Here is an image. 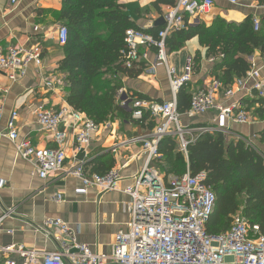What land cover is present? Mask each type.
Returning a JSON list of instances; mask_svg holds the SVG:
<instances>
[{
    "label": "built area",
    "instance_id": "obj_1",
    "mask_svg": "<svg viewBox=\"0 0 264 264\" xmlns=\"http://www.w3.org/2000/svg\"><path fill=\"white\" fill-rule=\"evenodd\" d=\"M13 3L16 0H12ZM233 6L239 0H228ZM215 6L214 0H177L176 5L163 16V29L155 37L141 31L126 32V49L122 51L123 65L133 69L138 63L146 62L144 74L153 75L156 66L149 63V52L155 49L156 62L163 64L171 87V99L162 103L132 98L124 89L119 91L121 106L129 109L132 119L142 122L145 115L156 122L155 129L144 136L134 138L130 143H141L146 155V165L139 175L134 177L132 185L120 190L121 176L113 169L106 175L91 174L86 162H76L67 167V154L64 148L68 130L73 134L75 155L86 151L101 130L85 114L75 111L69 105L59 109L40 110L37 122L44 132L53 133L57 148L35 147L29 140H20L16 126L18 112L11 113L7 121L8 138L16 149V156L32 163L35 174L41 180H47L52 173H63L79 180L82 187L77 195H85L89 189L100 193L122 191L130 197L127 204L129 223L127 230L120 233L110 253H96L88 244L77 242L70 226L62 219H47L36 226L57 243L53 252L41 253L37 250L10 245L0 248L6 255H17L25 264H264V234L258 225H253L238 213L233 216L229 230L212 236L206 231V225L216 207V195L205 184L206 174L182 178L168 177L167 180L153 167V161L159 157L158 147L164 138L175 137L181 150L187 147L199 133L224 132L229 122L238 125H250L254 121L240 106L220 105L219 96L231 99L235 89L224 87L218 79H212L209 86L192 92L188 118L205 116L217 112L216 126L205 128L185 127L183 116L178 112L179 91L193 81L194 64L189 60L182 76H177L169 64L166 40L173 33L185 30L191 21L210 13ZM258 31L260 21H254ZM67 28H59L60 46L67 42ZM41 65L40 53L22 48H0V71H8L9 79L16 81L17 75L24 77L29 64ZM244 79H247L244 81ZM237 82V89H243L252 83V89L259 98L264 99V76L252 71L249 76ZM46 86L53 87L51 82ZM3 108L0 104V121ZM242 139V138H240ZM244 140L251 145L249 141ZM4 183H0V189ZM56 202H65L62 194L56 195ZM9 210L2 218L12 216ZM1 264H17L7 259Z\"/></svg>",
    "mask_w": 264,
    "mask_h": 264
},
{
    "label": "crops",
    "instance_id": "obj_2",
    "mask_svg": "<svg viewBox=\"0 0 264 264\" xmlns=\"http://www.w3.org/2000/svg\"><path fill=\"white\" fill-rule=\"evenodd\" d=\"M118 1L126 6L128 16L143 30L156 28L155 24L170 10L167 6H161L162 14L158 13L153 7L155 0ZM257 1L239 0V4L233 6L228 0H214L215 6L210 13L193 19L191 23L193 25L203 21L206 25H211L218 17L228 22L241 23L250 14L259 20L264 14V6H258ZM62 7L61 0H16L15 3L12 0H0V48L4 51L22 48L38 52L41 59L40 66L29 64L25 76L17 75L16 81L9 79L8 71H0V104L3 108V118L0 121V183H4V187L0 189V218L9 210L14 211L12 216L0 223V248L17 245L41 253L55 251L57 243L38 232L36 226L47 219L58 218L69 224L78 243L90 245L96 253L108 254L115 245L117 236L127 230L129 223L127 204L131 199L120 190L132 185L134 177L146 165V155L141 143L130 141L151 133L148 129L149 121L137 122L132 116L126 120L117 113L113 122L101 127L92 145L78 155L74 152L73 134L68 130L64 142L67 167L76 162H86L87 170L92 174V163H114L113 169L118 170L121 176L120 190L108 193L89 189L85 195H77L76 190L82 187V183L63 173H52L47 180H41L35 174L34 165L18 158L15 145L3 136L7 132V121L11 113L16 111L19 114L16 126L20 140H29L39 149L57 148L54 134L40 129L37 113L40 110L68 106L66 74L60 70V62L64 58V49L58 41L62 23L56 17ZM198 52L201 54L200 72L193 77L192 91L209 86L211 80L215 79L211 77V73L216 60L206 57V51L201 48L198 38L187 42L180 51L169 54L171 68L177 76H182L188 61L194 62ZM249 60L252 62V70L259 71L264 76V60L260 51H256ZM149 63L156 66L155 74H143L137 79L123 77L121 81L126 86L125 89L148 97V101H169L171 87L167 70L164 65L156 62L153 50L149 52ZM46 82H51L53 87L46 86ZM237 82L238 80L230 86L235 89V96L225 99L220 95V105L240 106L241 100L255 95L251 82L243 89H237ZM126 110L130 112L129 109ZM183 115L182 122H188L185 127L205 128L218 124L217 112L193 119ZM253 121L250 125L229 122L225 133L221 134L228 141L245 142L242 139H246L251 143L249 146L264 156V143L260 138L264 131V121L255 118ZM153 167L156 168L154 164ZM59 194L65 197V202L55 201ZM7 259L25 264L17 255L0 252V264Z\"/></svg>",
    "mask_w": 264,
    "mask_h": 264
},
{
    "label": "trees",
    "instance_id": "obj_3",
    "mask_svg": "<svg viewBox=\"0 0 264 264\" xmlns=\"http://www.w3.org/2000/svg\"><path fill=\"white\" fill-rule=\"evenodd\" d=\"M62 9L57 19L67 28V42L60 70L66 74L69 89L68 105L85 114L98 126L113 121L118 113L128 120L131 113L118 105V91L122 88L121 76L137 79L144 74L146 62L133 69L123 65L122 51L126 49V32L141 31L157 36L163 29H141L126 13V6L118 0H61ZM261 5L264 6V0ZM177 0H155L153 7L172 8ZM256 17L248 15L241 23L216 18L211 25L203 21L173 33L166 40L168 54L178 52L185 44L198 38L207 58L216 59L211 77L232 86L246 78L253 66L249 61L256 51L264 60V14L259 17L260 27L255 30ZM154 52L155 49H152ZM201 54L194 59V75L200 72ZM191 84L178 93L180 114L187 113L192 102ZM132 98L148 97L130 93ZM118 98V99H117ZM240 108L257 120L264 121V99L255 96L240 101ZM149 121L152 132L156 122L146 114L142 122ZM264 143V131L260 134ZM159 157L153 161L159 173L167 178H182L206 174L205 184L216 195V207L206 225L208 234L215 236L229 230L234 215L241 213L264 234V156L241 140L228 141L219 133H199L181 150L175 137L164 138L158 147ZM93 164V173L106 175L114 163Z\"/></svg>",
    "mask_w": 264,
    "mask_h": 264
},
{
    "label": "rangeland",
    "instance_id": "obj_4",
    "mask_svg": "<svg viewBox=\"0 0 264 264\" xmlns=\"http://www.w3.org/2000/svg\"><path fill=\"white\" fill-rule=\"evenodd\" d=\"M258 1H259V0H258ZM258 1H257L258 6H262V5H261V4H262L261 1H260V2H258ZM242 3H244V2L242 1ZM231 10H233V8H231ZM254 26H255V25H254ZM249 59H250V58H249ZM215 60H216V59H215ZM249 61H250V60H249ZM251 63H252V62H251ZM162 65H163V64H162ZM252 71H253V70H251V72H252ZM251 72H250V73H251ZM250 73H249V74H250ZM144 75H146V74H144ZM146 76H151V75H146ZM248 76H249V75H248ZM122 78H123V77L121 76V79H122ZM121 83H122V85H123L122 88L125 89L126 86H124V84H123L122 81H121ZM122 88H121V89H122ZM121 89H120V90H121ZM120 90H119V91H120ZM125 90H126L127 94L130 95V91L127 90V89H125ZM119 91H118V95H119ZM253 91H254V90H253ZM254 93H255L254 96L257 97V98H259V97L257 96V93H256L255 91H254ZM118 98H119V97H118ZM118 98H117V99H118ZM259 99H263V98H259ZM120 101H121V99L119 98V100H118V105H119L120 107H122ZM122 108H123V107H122ZM249 116L252 118L251 113H249ZM116 117H117V114H116ZM252 119H253V118H252ZM110 122H111V121H110ZM112 122H113V121H112ZM187 123H188V122L186 121V123H183V124H184V125H185V124L187 125Z\"/></svg>",
    "mask_w": 264,
    "mask_h": 264
},
{
    "label": "water",
    "instance_id": "obj_5",
    "mask_svg": "<svg viewBox=\"0 0 264 264\" xmlns=\"http://www.w3.org/2000/svg\"><path fill=\"white\" fill-rule=\"evenodd\" d=\"M165 21L164 18H161L156 24L155 27L159 28L160 26L164 25Z\"/></svg>",
    "mask_w": 264,
    "mask_h": 264
}]
</instances>
